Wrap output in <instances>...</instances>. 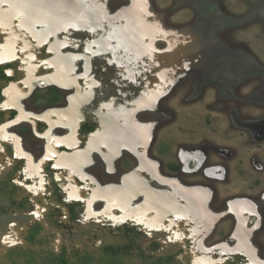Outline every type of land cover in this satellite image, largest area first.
Instances as JSON below:
<instances>
[{
	"label": "rangeland",
	"instance_id": "rangeland-1",
	"mask_svg": "<svg viewBox=\"0 0 264 264\" xmlns=\"http://www.w3.org/2000/svg\"><path fill=\"white\" fill-rule=\"evenodd\" d=\"M3 64L0 178L20 161L28 201L0 216V263L70 246L58 187L83 231L127 221L170 252L191 238L193 264H264V0H0Z\"/></svg>",
	"mask_w": 264,
	"mask_h": 264
},
{
	"label": "flooded vegetation",
	"instance_id": "flooded-vegetation-1",
	"mask_svg": "<svg viewBox=\"0 0 264 264\" xmlns=\"http://www.w3.org/2000/svg\"><path fill=\"white\" fill-rule=\"evenodd\" d=\"M261 136L262 135H260V137ZM183 159L184 160L182 161V163L184 167L193 168L199 163L200 156L191 155L190 157H183ZM193 159H195L194 162L191 161ZM4 201L8 202V204L4 205ZM16 201L18 200H15L14 203H10V201H7V199H5L4 190L1 191L0 216L15 212L16 209L20 207L16 204ZM189 220L190 221L187 224H184L182 221L179 223V229H184L188 233V235L193 234L194 231L201 226V220L200 222L197 219L193 220L192 218H190ZM51 223L54 222L51 221ZM80 223L81 221H79V223L75 222L73 223L71 229H67L72 235L67 236L69 240H72V243L69 244V247L63 245L58 253L49 255L48 259L47 257H43L42 259L37 258L38 260L35 258L29 260H33L31 262L34 264H193L194 262L193 260H191L192 256L190 255L192 251L190 249V244L192 242L191 238L188 239L185 237L184 242L186 246H178V249L176 251L174 250L170 252L167 250L168 246L165 244L163 245V243H165V238H168L170 232L166 233V231H163V239L159 235H152L151 237L148 235V237H150L148 238L144 235L145 233L142 234V232L138 228H136V226L129 224L127 221L118 225L114 229H110L109 226L105 227L100 224L96 226L85 227L86 230L84 231V228L81 229ZM52 225L56 226L55 224ZM76 225H79L80 230H75V233H73L72 229ZM33 226L36 230H32L34 229ZM41 231L42 226L40 225V223L34 221L30 223V225H28L25 239L30 243H35L39 239ZM84 235H86V239H84ZM107 237H109V239H114V241L102 244L98 248L94 243L93 245H90L92 239H97L98 242H107L106 240H104L105 238L107 239ZM73 241H75L77 244L80 243L82 247H85V249L92 248V251H83L82 248L78 249L74 245ZM19 254L20 253H17L15 254V256L18 258ZM52 255L55 256L52 257ZM239 256L242 257V261L238 262V264H247L244 256ZM232 257L233 256L229 257L230 260L232 259ZM17 258L10 259L9 263L19 264ZM228 262L229 261L226 260L223 264H229ZM212 264L215 263L212 262Z\"/></svg>",
	"mask_w": 264,
	"mask_h": 264
},
{
	"label": "trees",
	"instance_id": "trees-1",
	"mask_svg": "<svg viewBox=\"0 0 264 264\" xmlns=\"http://www.w3.org/2000/svg\"><path fill=\"white\" fill-rule=\"evenodd\" d=\"M207 17V16H206ZM4 66H8L6 65H0V78H4V79H13L15 76H11V77H7L4 75ZM14 115V113H13ZM3 122V118L0 114V124ZM88 125L85 124L84 128L87 127ZM6 150V155L12 156V149L11 146H6L5 147ZM195 159L191 160L192 162H194ZM52 164V163H50ZM21 164L20 161H15L12 165L11 168L9 169V171L5 174H3L2 178H0V192L4 190V196L5 199H7V201H10V203H14L15 202V193L16 190L18 189V185L15 182V174H18V178L21 179ZM54 196L55 199H57V201L61 204H63L64 210L66 211L67 215V220L66 221H61V220H55L53 219V217L51 215H53L55 213V211L59 210L60 207L59 206H54L53 209H51L49 211V218H51V221H53L57 227H62V228H66V229H71V227L73 226V223H79V221L82 220V215L84 212V202L82 200H69V201H65L62 196L58 193V187L54 190ZM26 201V202H25ZM28 198L23 197L20 198L18 201H16L18 206H22L24 207L25 204L27 203ZM25 202V203H24ZM24 203V204H23ZM30 205V204H29ZM4 207V206H3ZM2 207V208H3ZM5 208V207H4ZM29 208V207H28ZM62 213V211H61ZM34 228V226H33ZM32 230H36L35 228ZM106 250V247H105ZM242 261V257L239 255H234L232 257L231 260H229V264H238V262Z\"/></svg>",
	"mask_w": 264,
	"mask_h": 264
}]
</instances>
